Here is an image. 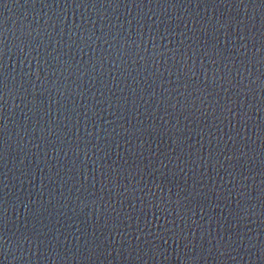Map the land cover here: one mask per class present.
Masks as SVG:
<instances>
[{
    "label": "water",
    "instance_id": "obj_1",
    "mask_svg": "<svg viewBox=\"0 0 264 264\" xmlns=\"http://www.w3.org/2000/svg\"><path fill=\"white\" fill-rule=\"evenodd\" d=\"M0 264H264V0H0Z\"/></svg>",
    "mask_w": 264,
    "mask_h": 264
}]
</instances>
